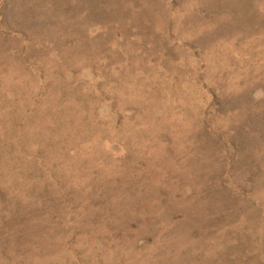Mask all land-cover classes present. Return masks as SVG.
Segmentation results:
<instances>
[{
	"label": "rangeland",
	"instance_id": "1",
	"mask_svg": "<svg viewBox=\"0 0 264 264\" xmlns=\"http://www.w3.org/2000/svg\"><path fill=\"white\" fill-rule=\"evenodd\" d=\"M0 264H264V0H0Z\"/></svg>",
	"mask_w": 264,
	"mask_h": 264
}]
</instances>
